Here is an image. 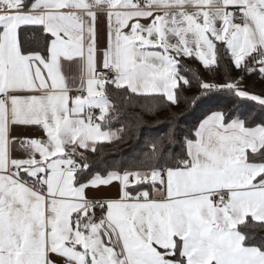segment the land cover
I'll use <instances>...</instances> for the list:
<instances>
[{
	"label": "snow or ice",
	"instance_id": "snow-or-ice-1",
	"mask_svg": "<svg viewBox=\"0 0 264 264\" xmlns=\"http://www.w3.org/2000/svg\"><path fill=\"white\" fill-rule=\"evenodd\" d=\"M0 264H264V0H0Z\"/></svg>",
	"mask_w": 264,
	"mask_h": 264
},
{
	"label": "trees",
	"instance_id": "trees-1",
	"mask_svg": "<svg viewBox=\"0 0 264 264\" xmlns=\"http://www.w3.org/2000/svg\"><path fill=\"white\" fill-rule=\"evenodd\" d=\"M186 65L191 67L192 70H193V73H196L198 74L200 77H202L203 79H215V80H218V81H222L226 78V75H227V67H222L216 74L215 76H211L209 75L197 62H193V61H185ZM232 75H236V73L233 71L231 73ZM189 75V78L191 79L192 78V73H188ZM195 83V81H194ZM246 83H249V84H252L253 83V80L252 78H248V80L246 81ZM261 87V84L259 82L255 83V88L258 90L259 88ZM197 92V89L195 87H193L190 91H188L186 94L187 95H192L194 93ZM184 105L182 104L181 105V108H183ZM206 110V106L205 105H201L195 109H188V112L190 113V115H188L187 117V121L188 122H191L193 121L194 119H196L202 111ZM133 111H139V109H129V112H133ZM168 113L164 110L158 112L155 116L153 115H146L145 116V119L147 121H149L150 124H153V126L155 127H159V126H162V125H157L155 124L154 122L157 121V119H159L160 121H164L165 118L167 117ZM120 148V151H124V150H131L132 148V143L131 141H129L128 143L126 144H121L119 146Z\"/></svg>",
	"mask_w": 264,
	"mask_h": 264
}]
</instances>
